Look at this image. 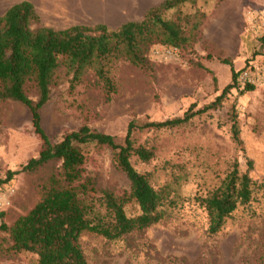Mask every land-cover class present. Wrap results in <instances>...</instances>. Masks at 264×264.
<instances>
[{
    "label": "rangeland",
    "instance_id": "obj_1",
    "mask_svg": "<svg viewBox=\"0 0 264 264\" xmlns=\"http://www.w3.org/2000/svg\"><path fill=\"white\" fill-rule=\"evenodd\" d=\"M21 0H0V14ZM41 25L64 29L72 25L105 24L116 28L140 21L163 0H29ZM202 13L200 33L187 48L154 44L149 68L118 61L112 68L116 91L110 98L92 74L70 88L66 78L50 90L41 107V127L56 142L67 130L86 125L123 143L130 123L134 146H146L153 157L131 156L136 170L150 174L157 188L168 186L177 206L163 221L118 240L84 233L80 237L87 264H264V0H193L166 13ZM235 71L251 67L255 88L239 93L228 88L220 104L170 129H140L146 123L182 117L211 105L231 83ZM242 84V83H241ZM35 91L29 95L35 98ZM193 106L192 110L189 108ZM239 126L241 149L231 139L232 115ZM28 108L17 101L0 102V178L38 155L41 140ZM85 172L101 187L128 189L129 180L116 168L109 148L89 146ZM237 160L241 171L262 186L247 205L238 206L221 230L208 232L207 213L194 196L217 186ZM251 162L249 167L248 162ZM21 172L0 185V224H12L40 198L38 183L54 169ZM127 214L138 207L127 205ZM0 230V264H36V255L14 252Z\"/></svg>",
    "mask_w": 264,
    "mask_h": 264
},
{
    "label": "trees",
    "instance_id": "obj_2",
    "mask_svg": "<svg viewBox=\"0 0 264 264\" xmlns=\"http://www.w3.org/2000/svg\"><path fill=\"white\" fill-rule=\"evenodd\" d=\"M192 1L163 0L150 7L142 20L127 21L116 28L105 24H77L64 29L43 26L29 0L18 1L0 14V102L13 100L24 104L30 112L34 132L41 140L38 155L28 159L18 170H7L0 178V185L21 172L34 173L47 165L55 166L37 185L38 201L12 224H0V230L11 240V250L36 255V264H87L80 243L82 234L118 240L163 221L168 209L177 206L168 186L156 188L149 173L133 166L131 156L147 162L154 155L152 148L134 146L135 124H129L123 143L86 125L67 130L60 140L52 142L41 127L40 109L61 77L66 78L72 88L90 73L110 98L116 91L112 68L118 61L149 68L147 54L152 45L190 47L200 33L204 15L198 12L175 13L173 18L165 15ZM221 61L231 68V83L211 105L192 112L191 106L190 113L182 117L152 121L139 128L178 127L218 106L228 88H235L239 93L254 90V83L238 81L240 71H235L231 60ZM30 90L35 91V98L30 97ZM232 116L231 139L241 149L238 122L235 115ZM89 146L112 151L116 168L129 180L128 189L116 192L101 187L86 174L84 165ZM248 165L251 166L250 161ZM261 186L248 171L240 170L235 159L217 186L205 196H194L206 210L208 232H219L238 206L247 205ZM131 203L138 207L137 215L127 214V205ZM3 214L0 211V217Z\"/></svg>",
    "mask_w": 264,
    "mask_h": 264
},
{
    "label": "built area",
    "instance_id": "obj_3",
    "mask_svg": "<svg viewBox=\"0 0 264 264\" xmlns=\"http://www.w3.org/2000/svg\"><path fill=\"white\" fill-rule=\"evenodd\" d=\"M238 81L240 83H245V82L255 83V74H253L251 67L239 73Z\"/></svg>",
    "mask_w": 264,
    "mask_h": 264
}]
</instances>
